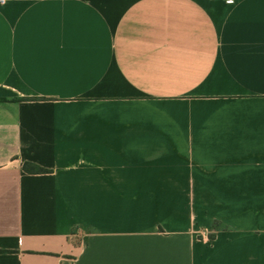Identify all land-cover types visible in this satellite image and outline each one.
<instances>
[{
	"label": "crops",
	"instance_id": "1",
	"mask_svg": "<svg viewBox=\"0 0 264 264\" xmlns=\"http://www.w3.org/2000/svg\"><path fill=\"white\" fill-rule=\"evenodd\" d=\"M0 98V264H264V0H0Z\"/></svg>",
	"mask_w": 264,
	"mask_h": 264
},
{
	"label": "trees",
	"instance_id": "2",
	"mask_svg": "<svg viewBox=\"0 0 264 264\" xmlns=\"http://www.w3.org/2000/svg\"><path fill=\"white\" fill-rule=\"evenodd\" d=\"M6 100L7 99H5V98H0V101H6ZM12 100H15V99H12ZM22 169L25 172L32 173V174H42V173L48 172V169L42 168V167L37 166V165L30 163V162H24ZM0 252H2V251L0 250Z\"/></svg>",
	"mask_w": 264,
	"mask_h": 264
}]
</instances>
